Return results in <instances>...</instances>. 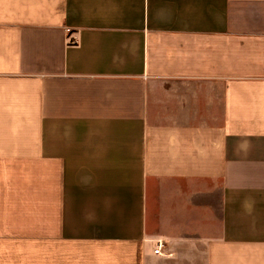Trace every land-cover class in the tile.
<instances>
[{
  "label": "crops",
  "instance_id": "obj_1",
  "mask_svg": "<svg viewBox=\"0 0 264 264\" xmlns=\"http://www.w3.org/2000/svg\"><path fill=\"white\" fill-rule=\"evenodd\" d=\"M73 206L107 264H264V0H0V264Z\"/></svg>",
  "mask_w": 264,
  "mask_h": 264
},
{
  "label": "rangeland",
  "instance_id": "obj_2",
  "mask_svg": "<svg viewBox=\"0 0 264 264\" xmlns=\"http://www.w3.org/2000/svg\"><path fill=\"white\" fill-rule=\"evenodd\" d=\"M70 208L73 222L69 232L67 264H107L110 258L108 249L111 250L114 246L110 245L108 240L110 235L117 234V230L115 231L113 227L112 230L108 228L106 218H103L104 223H99L97 212L94 219L91 218L93 209L96 210L95 207H88L86 220H83L85 223L80 220L76 207ZM93 223L99 228L91 229Z\"/></svg>",
  "mask_w": 264,
  "mask_h": 264
},
{
  "label": "built area",
  "instance_id": "obj_3",
  "mask_svg": "<svg viewBox=\"0 0 264 264\" xmlns=\"http://www.w3.org/2000/svg\"><path fill=\"white\" fill-rule=\"evenodd\" d=\"M69 32V31H68ZM75 42V38L73 37H69V43H74ZM163 244L161 241H156V248L154 249V254H160L161 250H162Z\"/></svg>",
  "mask_w": 264,
  "mask_h": 264
}]
</instances>
